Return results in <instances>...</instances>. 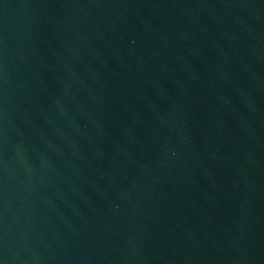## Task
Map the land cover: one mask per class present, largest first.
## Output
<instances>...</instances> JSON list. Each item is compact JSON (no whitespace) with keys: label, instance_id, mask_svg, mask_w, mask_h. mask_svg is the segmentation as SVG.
<instances>
[{"label":"water","instance_id":"water-1","mask_svg":"<svg viewBox=\"0 0 264 264\" xmlns=\"http://www.w3.org/2000/svg\"><path fill=\"white\" fill-rule=\"evenodd\" d=\"M0 264H264V0H0Z\"/></svg>","mask_w":264,"mask_h":264}]
</instances>
